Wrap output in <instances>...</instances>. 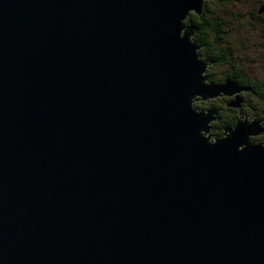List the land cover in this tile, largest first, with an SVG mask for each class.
<instances>
[{
	"label": "water",
	"instance_id": "95a60500",
	"mask_svg": "<svg viewBox=\"0 0 264 264\" xmlns=\"http://www.w3.org/2000/svg\"><path fill=\"white\" fill-rule=\"evenodd\" d=\"M203 2L0 0V264H264L259 122L193 106L243 89Z\"/></svg>",
	"mask_w": 264,
	"mask_h": 264
},
{
	"label": "flooded vegetation",
	"instance_id": "af4514ba",
	"mask_svg": "<svg viewBox=\"0 0 264 264\" xmlns=\"http://www.w3.org/2000/svg\"><path fill=\"white\" fill-rule=\"evenodd\" d=\"M210 1L217 4L215 0H210ZM257 1H260V3L262 4L261 8L258 10L259 13L260 11L264 13V1L261 0H257ZM206 3H209V1L207 0L205 1L203 9L200 14H196L194 11H191L184 22L186 25H190L194 27L193 40L200 43V48L198 50L199 52H201L202 49L207 51V46L210 45L209 43L205 44L203 42H200V40L198 41L196 37H198L199 33H201L202 35L207 36L206 39L210 38L213 41H215L214 49L216 53L223 54L222 57L218 56V58L216 59H213L212 57V60L204 57L205 53L202 54L203 55L202 59L210 62L209 66L214 65L215 67L219 68V71L216 70L215 76L213 72H208V76H207L209 78L208 80L210 82H214L217 84H223L226 82L227 79L232 78L238 83L239 87L243 88L237 94L234 93L232 96H226L224 94H220L219 96L216 97L217 99H214V100H218L222 97L223 98L231 97L227 99L228 101L226 102V104H228V107L216 106L218 110L217 118L215 120V124L211 125V130L212 127H214L215 132H213V134L216 136L217 132H220L222 130L220 134L219 133L217 134V135H221L223 131H225L229 127L234 126L236 122H238L239 117L236 116L237 114L235 115L234 111H239L238 116H240V114L243 113L249 116L250 114L246 113V111L249 110L251 116L259 117L264 120V108L262 109L264 104L263 106L261 104L262 101L264 102V95H263L264 91H262V89H264V82H262L259 79H256L253 75L247 73L248 71L244 69H239L236 64L234 51H232V49L230 48L231 46L230 43L224 42L226 38L232 36L233 34L232 26L234 25V18L233 19H226L224 17L221 18L219 15L217 16L216 13L214 12L212 17L210 18L205 11ZM226 11L227 9L224 11V13H226ZM230 12H232V10L229 9L228 14ZM249 16H250V20H249L250 23L252 25L259 24V27L255 29L260 30V34L264 35V18L261 19V17L258 16L257 12L253 11V9L249 11ZM205 20H207L208 23L204 22ZM260 34L258 33V35ZM221 43H223V45ZM224 44H228V45L226 46ZM206 71H208L207 67H206ZM237 98L239 100L238 105L237 106L231 105V103L237 100ZM256 100H258V102ZM252 103L255 105H252ZM249 105L251 109L247 108L249 107ZM259 107L260 109H262L260 112L258 111ZM236 117L238 118V120L234 123V125H229L230 122ZM263 127H264V122H263ZM261 133L264 134V131H262ZM258 143H264V142L260 141Z\"/></svg>",
	"mask_w": 264,
	"mask_h": 264
},
{
	"label": "rangeland",
	"instance_id": "374dc122",
	"mask_svg": "<svg viewBox=\"0 0 264 264\" xmlns=\"http://www.w3.org/2000/svg\"><path fill=\"white\" fill-rule=\"evenodd\" d=\"M205 1L206 0H204V2H203V6H204ZM207 1H209V3H206L205 11H206V14L210 18L212 17L213 12L216 13L217 16L219 15L221 18H223V17L226 19H233L234 18V25L232 26L233 27V30H232L233 34H232V36H229L228 38H226L224 40V42L230 43V45H231L230 48L232 49V51H234V54H235L234 56L236 58V64H237L238 68L248 71L247 73L253 75L256 79H259L262 82H264V35L260 34V30L255 29V28L259 27V24H256V25L253 24L252 25L249 21L250 20L249 11L252 9H253V11L257 12L258 16H260L261 19L264 18V13L261 11L259 13V11H258L262 5L260 3V1H257V0H215L217 2V4L210 1V0H207ZM261 1H264V0H261ZM203 6H202V9H203ZM226 9H227V11H226V13H224V11ZM229 9L232 10V12H230L228 14ZM258 33L260 35H258ZM221 44L223 45V43H221ZM224 45L227 46L228 44H224ZM214 51H215V49L212 51V53ZM199 54H200V57L202 58L203 57L202 52H199ZM206 62H207L206 67H207L208 71H206V70L204 71V76L206 77V81L210 82L208 80L209 78L207 77L208 72H213V74L215 76V72H216V70L219 71V68L215 67L214 65L209 66L210 62L209 61H206ZM211 76H213V75H211ZM237 85H238V83H237ZM237 85H236V87H237ZM239 91H241V90H239ZM239 91H237L235 93L237 94ZM224 95L230 96L228 94H224ZM216 97L217 96L210 97L207 99H199V98L194 99L193 100V106L195 107V105H196L198 110L204 111L205 114L212 108L217 110L218 106L228 107V104H226V102L228 101L227 99H229L231 97H226V98L222 97L218 100H214V99H217ZM256 101L258 102V100H256ZM261 104L263 106L264 102L262 101ZM252 105H255V104L252 103ZM247 108L251 109L250 105ZM263 108H264V106L262 107V109ZM236 109H238V108H236ZM262 109H260V107H259L258 111L260 112ZM234 113H235V115L237 114L236 116L239 117V119H241L243 121L246 120V121H250V122H256V121L259 122V126L261 127V129L263 128L262 131H264V127H263L264 120L259 118V117L251 116V113L249 110L246 111L247 114L248 113L250 114L249 116L245 115V113L240 114V116H238L239 111H234ZM217 114H218V111L215 112L214 119L210 123H208L210 125V127H211V125L215 124ZM256 119H258V120H256ZM213 130H214V127H212V130L210 128V131H208L205 136L206 137L210 136L211 140H215L217 137H224L225 136V133H226L225 131H223V133L221 135L215 136L213 134V132H215V130L214 131ZM217 131H218V129H217ZM262 131H260L258 134L251 135L250 136L251 141H254V142L263 141L264 142V134L261 133Z\"/></svg>",
	"mask_w": 264,
	"mask_h": 264
},
{
	"label": "trees",
	"instance_id": "16d2710c",
	"mask_svg": "<svg viewBox=\"0 0 264 264\" xmlns=\"http://www.w3.org/2000/svg\"><path fill=\"white\" fill-rule=\"evenodd\" d=\"M204 22H207L208 23V21L207 20H205ZM203 23V22H202ZM197 39H198V41L200 40V42H203V43H209L210 45H208L207 46V51H205L204 49H202L201 50V52H202V54L203 53H205V55H204V57H206V58H208V59H210V60H212V57H213V59H216V58H218V56L219 57H222L223 56V54L222 53H216V51H214L213 53H212V51L214 50V47H215V41H213L212 39H206L207 38V36L206 35H202L201 33H199V36L198 37H196ZM211 41V42H210ZM209 50H210V52H209ZM212 50V51H211ZM258 88V87H257ZM262 91H264V89H262ZM263 95H264V92H263ZM196 106V105H195ZM238 120V118L236 117V118H234L231 122H230V124L229 125H234V123L236 122ZM222 132V130L220 131V132H217L216 133V135L219 133H221ZM263 142V141H262Z\"/></svg>",
	"mask_w": 264,
	"mask_h": 264
}]
</instances>
